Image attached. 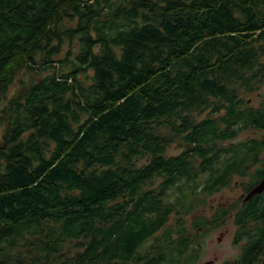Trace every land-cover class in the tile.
<instances>
[{"label":"trees","instance_id":"1","mask_svg":"<svg viewBox=\"0 0 264 264\" xmlns=\"http://www.w3.org/2000/svg\"><path fill=\"white\" fill-rule=\"evenodd\" d=\"M39 65L0 111V264H195L229 215L224 264H260L264 190L184 218L264 177V135L238 141L264 132V0H0V103Z\"/></svg>","mask_w":264,"mask_h":264},{"label":"rangeland","instance_id":"2","mask_svg":"<svg viewBox=\"0 0 264 264\" xmlns=\"http://www.w3.org/2000/svg\"><path fill=\"white\" fill-rule=\"evenodd\" d=\"M39 66V69L33 73L22 71L18 75L0 103V111L6 106L7 102L14 97L16 91L21 87L19 81L25 82V85H27L36 82L39 78L47 74L46 71H43L44 65ZM261 95L262 96H257L254 94L252 96H248L247 98L252 100L251 104L253 106H257L259 102L264 99V93H261ZM6 127L7 123L3 120L0 113V140ZM263 135L264 132L249 130L239 133L238 141L249 140ZM179 152L180 149L175 146L170 147V150H168L169 155H176ZM248 182L249 176L233 178L229 188L216 192L207 198L205 205L201 206V208L197 211L184 218L187 228L191 229L192 222L198 211L200 212L201 217L204 219H210L211 215L217 208L228 209L231 205H235L241 197L245 196V186ZM206 228L208 229L205 231L200 230L203 233L200 238L201 250L197 254L198 260L195 264H206L208 262L211 263V261L214 262L213 264H224L226 262H234V260L238 259L242 252V247L245 244V239H240L235 242V235L238 227L234 224L233 218L230 215L222 221V223L213 224L212 226H207Z\"/></svg>","mask_w":264,"mask_h":264},{"label":"water","instance_id":"3","mask_svg":"<svg viewBox=\"0 0 264 264\" xmlns=\"http://www.w3.org/2000/svg\"><path fill=\"white\" fill-rule=\"evenodd\" d=\"M264 190V177L256 184L254 185L249 192L246 194V196L243 198V202L249 201L253 196L261 194ZM210 264V262L206 263ZM260 264H264V258L261 260Z\"/></svg>","mask_w":264,"mask_h":264},{"label":"flooded vegetation","instance_id":"4","mask_svg":"<svg viewBox=\"0 0 264 264\" xmlns=\"http://www.w3.org/2000/svg\"><path fill=\"white\" fill-rule=\"evenodd\" d=\"M248 192H249V191H248ZM248 192L245 193V196H246V194H247ZM245 196H243L242 198H244ZM241 202H242V199H241ZM242 203H244V202H242ZM197 216H200V212H199V211H198L196 217H197ZM196 217H195V218H196ZM200 217H201V216H200ZM201 218H203V217H201ZM194 220H195V219H194ZM194 220H193V221H194ZM198 229H199V232H202V231H200V230H203L202 227H200V228H198ZM235 239H236V238H235ZM235 242H236V240H235ZM200 247H201V239L199 240V248H200ZM200 250H201V249H200ZM213 263H214V262L211 261L210 264H213Z\"/></svg>","mask_w":264,"mask_h":264}]
</instances>
